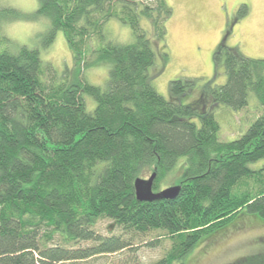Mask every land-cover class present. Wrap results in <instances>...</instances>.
Listing matches in <instances>:
<instances>
[{"label":"trees","instance_id":"trees-1","mask_svg":"<svg viewBox=\"0 0 264 264\" xmlns=\"http://www.w3.org/2000/svg\"><path fill=\"white\" fill-rule=\"evenodd\" d=\"M40 2L31 18L49 19L45 46L62 30L80 72L92 53L112 67L104 88L80 80V72L68 83L37 48L0 49V264H65L125 250L126 239L95 230L101 219L126 234L166 232L174 246L155 264H182L240 213L264 221V114L224 142L213 113L219 105L243 109L251 93L264 107V59L223 41L214 61H223L226 82L178 78L167 99L150 73L156 55L169 57L173 9L165 0ZM246 11L244 5L238 15ZM111 18L129 24L135 41L108 39L103 27ZM18 19L28 16L0 9V22ZM86 95L96 101L92 112ZM182 157L176 198L137 199V179L155 173L158 193ZM83 241L94 245L81 247Z\"/></svg>","mask_w":264,"mask_h":264},{"label":"rangeland","instance_id":"rangeland-1","mask_svg":"<svg viewBox=\"0 0 264 264\" xmlns=\"http://www.w3.org/2000/svg\"><path fill=\"white\" fill-rule=\"evenodd\" d=\"M165 1L173 9V15L167 22L169 57L156 55L150 73L153 86L167 99L170 98V82L178 78H201V83L213 79L218 85L226 82L223 61L218 67L214 61L215 52L223 41L229 47H239L247 57L264 59V0ZM40 5V0H0V9L11 8L28 16V19L0 22V49L10 48L16 52L25 45L37 48L43 62L50 63L59 77L70 83L77 78L79 68L62 30L56 32L51 43L44 45L51 36L48 33L50 21L45 16L31 18ZM244 5L247 6V13L240 17L238 12ZM103 32L108 39L122 44L135 41L130 25L117 18L106 22ZM94 41L91 46L97 48V39ZM97 56L92 53L90 67L80 72L79 79L104 88L112 63L100 61ZM87 59H90L89 53ZM201 86L199 84L197 89ZM85 99L88 111H94L96 101L88 95ZM213 113L220 125V140L230 142L243 135L264 114V107L251 93L248 105L243 109L234 110L219 105ZM185 165L186 158L182 157L161 181L160 189L178 186ZM150 175L151 171L148 170L142 178L149 179ZM95 230L103 237L121 236L129 245L120 252L65 264H155L166 258L174 246V240L164 231H152L147 235L126 234L109 219L99 220ZM92 245L94 243L91 241L80 243L81 247ZM248 259L249 262L264 261V221L248 213H240L235 222L196 245L181 263L242 264L247 263Z\"/></svg>","mask_w":264,"mask_h":264},{"label":"water","instance_id":"water-1","mask_svg":"<svg viewBox=\"0 0 264 264\" xmlns=\"http://www.w3.org/2000/svg\"><path fill=\"white\" fill-rule=\"evenodd\" d=\"M153 173L149 179H137L135 182L136 195L139 201H151L157 198L174 199L177 197L180 186L169 187L165 190H161L158 193L153 191V182L155 178Z\"/></svg>","mask_w":264,"mask_h":264}]
</instances>
